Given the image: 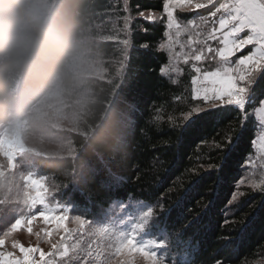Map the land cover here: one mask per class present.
<instances>
[{"label": "trees", "instance_id": "1", "mask_svg": "<svg viewBox=\"0 0 264 264\" xmlns=\"http://www.w3.org/2000/svg\"><path fill=\"white\" fill-rule=\"evenodd\" d=\"M164 2L48 0L55 5L51 12L65 38L64 46L57 53L37 62L28 72L0 67V121L9 118L13 78H22V98L29 105L46 93L54 79H60L64 86L73 84L74 76L68 69V63L73 55L79 53L80 47L95 51L109 72L104 78L89 77L83 81L90 95L86 98L82 115V134L73 132L70 136L75 153L60 159L43 160L45 168L61 188V197L67 198L64 192L73 184V174L80 172L85 157L89 155L87 152L95 145L93 132L104 121L112 102L119 98L122 119L114 126L113 139L125 137V142L130 145L131 157L126 165L117 167L113 173L120 176L119 185L113 188L107 176H98L96 182L90 179L88 183L81 184L80 193L75 195L74 200H67L83 217L90 219L100 216L114 200L137 199L152 207L155 223L181 201L194 179L203 177L199 194L187 201L183 210L159 231L167 234L169 241L180 244L172 252L165 250L167 254L172 253L179 264H216L217 259L222 257L229 264H264V185L243 187L233 199L238 190L237 183L255 152L257 120L254 110L264 96L247 101L244 110L236 109L226 114L222 124L216 126V131H213V126H208L193 132L177 149V132L172 129L183 123V115L193 107L204 106V101L192 99L194 86L191 81L198 74L191 70V64L185 65L181 55L180 59H175L176 66L170 69L171 59L167 50L159 49V43L167 42L164 36L167 31ZM176 10L178 20L184 25L182 29L193 20L199 24L197 12L205 18L208 16L207 9L196 12ZM141 12H153L161 14V17L149 21L140 15ZM126 17L129 18L127 27ZM211 26L209 22L196 29L201 32L199 39H203ZM180 33L183 34L171 33L174 53L180 52L181 47L185 52L188 50L189 35L193 39L198 38L193 31L182 30ZM125 39L129 41L128 49L122 43ZM209 44L219 46L215 41H209ZM145 45L148 46L147 52L143 51ZM251 49L248 46L242 52L246 55ZM240 55L237 53L233 61ZM162 67L168 69L164 74L160 72ZM218 67L217 61L203 65L205 71H214ZM130 74H135L136 79L129 87L123 88L124 79ZM173 80L177 84H173ZM199 80L197 85L202 84L206 89L210 87L204 79ZM125 119L131 122L134 133L125 134ZM241 128L240 144L228 165L233 178L218 187L222 153L216 145ZM98 154L105 163L119 158L112 151H98ZM102 179L105 181L103 184L100 182ZM217 196L222 197V203H218L210 217L213 227L206 233H201L196 226L189 228L191 221L203 215ZM245 221L248 228L243 243L239 246L229 244L237 237ZM185 229L188 230L187 235H181Z\"/></svg>", "mask_w": 264, "mask_h": 264}, {"label": "snow or ice", "instance_id": "2", "mask_svg": "<svg viewBox=\"0 0 264 264\" xmlns=\"http://www.w3.org/2000/svg\"><path fill=\"white\" fill-rule=\"evenodd\" d=\"M163 8L167 16L166 27L169 31L164 33V36L168 37L167 42L159 43V49L167 50L169 59H180L182 55L183 63L191 64V70L198 74L191 81L194 86L192 99L204 101V106L193 107L191 111L183 115V123L172 129L177 132L176 146L179 149L193 132L208 126H213V131H216V126L222 124L226 114L236 109H246L247 101L264 96V0H165ZM176 9L181 12L207 9L208 16L205 18L203 14L197 12L199 24L193 20L191 29H182L178 17L174 15ZM140 15L144 16L145 14L141 12ZM128 19L125 18L126 27ZM146 19L152 21L155 17L148 15ZM209 22L212 25L210 30L206 31L203 39H199L201 32L196 29L201 25H208ZM173 29L177 35L182 30L193 31L198 38L193 39L189 35L188 50L185 52L181 47L180 52L174 53L172 51L174 42L171 39ZM245 32L247 34L242 35ZM209 41H215L219 46L213 47ZM122 43L125 49L129 48L127 39ZM248 46H251L253 50L245 55L242 50ZM143 51H148L147 45ZM237 53H241V55L233 61ZM209 61H217L219 67L215 71H205L203 65ZM167 71V68L160 69L161 74ZM200 74L203 75L205 81L213 85L210 90L205 89L203 93L195 87ZM135 79V74L128 75L124 79L123 88L129 87ZM172 83L177 84V81L173 80ZM217 85L218 87H216ZM120 102L119 98L112 102L109 111L105 114L104 121L93 132L95 145L87 152L89 155L85 157V163L80 172L73 174V184L64 192L65 197L74 200L75 195L80 193V185L88 183L90 179L92 182H96L98 176H107L111 180L113 188L119 185L120 176L113 173L117 167L126 165L131 159L130 145L125 142V137L113 139L114 126L122 119V113L118 107ZM261 111H264V100L261 101ZM246 122L245 119L244 123ZM124 125L126 135L129 132L134 133L130 121L125 119ZM242 135L243 128L216 145V148L222 153L217 178L218 187H222L233 178L228 165L240 144ZM100 143L110 144L111 151L116 152L119 158L115 161L102 162L96 148V145ZM45 179V177H37L32 173L20 179L22 184L17 185L15 191L11 186H0V193H3L0 195V217L10 214L13 208L16 209V215L10 222V226L0 234V264H80L81 261L82 264H96L95 257L99 256L100 252L94 253L91 245L85 252L77 243H68L69 238L73 236V230L66 226L69 218L67 215L70 210L69 206L54 205L50 202ZM166 179L167 177H165ZM202 179L203 177L194 179L189 184L181 201L155 223L152 222V209L148 208L145 211L141 208L135 216L129 217L130 223L124 229H116L111 224L100 223L95 227L96 234L101 237L108 236L109 240L113 241L109 245L110 249H114L113 256L122 253H136L144 257L148 264H168L167 258L160 253L165 250L172 252L179 248V242L152 239L151 234L161 231L171 222L173 216L183 210L187 201L199 194ZM100 182L103 184L105 181L102 179ZM111 194L120 193L111 192ZM218 203H222L220 196L215 198L203 215L193 219L188 227L196 226L201 233L210 230L213 227L210 217L215 213ZM120 209L121 211L124 209L123 204L120 205ZM37 220L42 221L45 225H52L56 232H63L60 240L56 243H52L51 239H48V243L51 244L50 251L45 252L39 247H24L19 241H13L12 249L18 250L20 253L17 256L4 247L7 238L24 229L25 225H27L26 231L31 234L32 225ZM74 222L79 225L81 233L85 230L86 225L91 224L81 215H75ZM247 228L248 224L245 221L241 225L237 237L230 240L229 244L235 246L242 244ZM187 231L185 229L181 235H187ZM110 233L111 235H109ZM36 235L39 238L41 233H36ZM42 235L50 238L53 232L42 230ZM37 255L39 259H36ZM107 259L110 260L111 256H108ZM216 264H229V261L222 257L217 259Z\"/></svg>", "mask_w": 264, "mask_h": 264}, {"label": "rangeland", "instance_id": "3", "mask_svg": "<svg viewBox=\"0 0 264 264\" xmlns=\"http://www.w3.org/2000/svg\"><path fill=\"white\" fill-rule=\"evenodd\" d=\"M48 4L53 11L55 5ZM176 11L174 10V15L177 16ZM144 14L143 17L148 15L154 16L155 19L161 17V14L153 12ZM163 15L167 22L164 12ZM178 22L182 24L179 20ZM186 25L184 29L191 28L192 22ZM181 26L183 28L184 25ZM167 31L169 30L167 29ZM174 32H176L175 29L171 31V33ZM80 49L79 53L73 55L68 63V69L74 76L73 84L69 87L64 86L60 79H54L46 93L32 104L26 105L22 98V78L20 76L13 78L9 118L6 121H0V186L8 185L15 191L16 186L22 184L20 179L25 175L34 173L37 177H45L50 202L54 205L69 206L70 210L67 213L69 218L66 226L73 230V236L68 241L69 244L77 243L85 252L91 245L94 253L100 252V255L95 257L96 264H148L144 257L136 253H122L113 256L114 249L109 248L113 241L109 240L108 236L101 237L96 234L95 227L100 223H108L116 229H124L130 223L129 217L135 216L141 208L145 211L148 208L152 209L150 205L137 199L114 200L106 209H103L100 216L86 219L67 198L61 197V188L45 168V162H43L46 159H60L75 153L70 136L73 132L82 134L80 129L82 115L85 111L86 98L90 95L83 81L89 77L104 78L109 72L108 68L104 67V61L95 51H90L85 47H80ZM175 63L176 60L171 59L169 68L173 69L172 67L176 66ZM199 77L201 82L204 79L203 75L200 74ZM207 83L210 86V83ZM197 88L201 90V93L206 89V87H202V84H198ZM208 89L210 90L211 86ZM254 115L257 120V136L254 140L255 152L245 166L246 172L237 183L238 190L235 191V198L243 187L264 185V111H261V104L255 108ZM121 204L124 205L122 211ZM15 215L16 209L13 208L10 214L0 217V234L10 226ZM75 215H81L82 218L91 222L90 225L85 226L83 233H81L79 225L74 222ZM152 222H154L153 215ZM26 228L27 225L24 229L9 236L4 246L17 256L20 253L18 250L12 249L13 241H19L24 247H39L48 252L51 250L48 239H51L52 243H56L63 235L62 231L56 232L52 225H45L40 220L33 223L31 234L26 231ZM42 230L51 231L53 235L50 238L43 237ZM36 233H41V236L38 238ZM151 238L169 240L167 234L159 233V231L151 234ZM160 255L167 258L168 264H176L177 260L172 256V253L168 255L166 251H163ZM108 256H111L110 260L107 259ZM36 259H39L38 255Z\"/></svg>", "mask_w": 264, "mask_h": 264}, {"label": "clouds", "instance_id": "4", "mask_svg": "<svg viewBox=\"0 0 264 264\" xmlns=\"http://www.w3.org/2000/svg\"><path fill=\"white\" fill-rule=\"evenodd\" d=\"M64 43L48 0H0V67L28 72ZM96 148L111 151L107 143Z\"/></svg>", "mask_w": 264, "mask_h": 264}, {"label": "crops", "instance_id": "5", "mask_svg": "<svg viewBox=\"0 0 264 264\" xmlns=\"http://www.w3.org/2000/svg\"><path fill=\"white\" fill-rule=\"evenodd\" d=\"M217 27H218V24H217ZM247 33L245 32V33H243L242 35H246ZM253 50V49H252ZM210 83V82H209ZM210 86H212L213 87V85L210 83ZM218 86V85H217ZM216 86V87H217Z\"/></svg>", "mask_w": 264, "mask_h": 264}]
</instances>
